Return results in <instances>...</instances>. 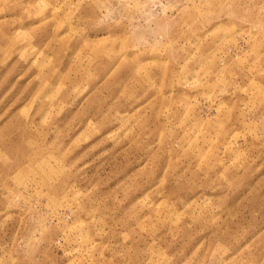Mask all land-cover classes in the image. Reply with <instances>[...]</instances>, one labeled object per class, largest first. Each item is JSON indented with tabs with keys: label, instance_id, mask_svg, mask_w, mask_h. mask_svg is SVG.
<instances>
[{
	"label": "rangeland",
	"instance_id": "obj_1",
	"mask_svg": "<svg viewBox=\"0 0 264 264\" xmlns=\"http://www.w3.org/2000/svg\"><path fill=\"white\" fill-rule=\"evenodd\" d=\"M0 264H264V0H0Z\"/></svg>",
	"mask_w": 264,
	"mask_h": 264
}]
</instances>
